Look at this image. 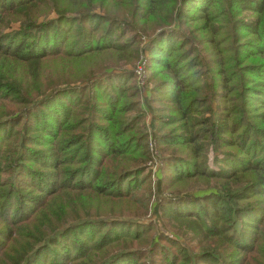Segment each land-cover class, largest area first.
Masks as SVG:
<instances>
[{"label": "trees", "instance_id": "1", "mask_svg": "<svg viewBox=\"0 0 264 264\" xmlns=\"http://www.w3.org/2000/svg\"><path fill=\"white\" fill-rule=\"evenodd\" d=\"M1 109L0 264L127 262L150 211L184 239L168 264H264V0H0Z\"/></svg>", "mask_w": 264, "mask_h": 264}, {"label": "rangeland", "instance_id": "2", "mask_svg": "<svg viewBox=\"0 0 264 264\" xmlns=\"http://www.w3.org/2000/svg\"><path fill=\"white\" fill-rule=\"evenodd\" d=\"M43 18V17H41ZM49 18H55L54 14H51V16ZM19 23H16L15 25H12V28H18ZM141 42H143V37L140 38ZM145 39V38H144ZM141 57H137V59H133L132 61L126 62L128 60V58H124L123 60H115L116 58H113L110 55L107 56H102L99 61L101 62L102 68L98 72L101 73V71L103 70L105 73L107 74H113V73H123V71H133L134 68L136 67L137 63L139 62ZM134 73V72H133ZM46 76H50V77H57V73L55 70V66L54 65H50V68L48 70V74ZM107 75H102L101 78L102 80L105 79ZM43 77V76H42ZM97 79H99V77H96ZM95 80V78L93 79V81ZM112 81V80H111ZM62 84H66V82H62L59 84L54 85L55 87L62 88L65 86H61ZM78 85L80 84V82H75L72 83V85ZM53 87V86H52ZM81 87V86H79ZM55 91H53V88H48L44 94V92L42 91L40 94L37 95V99H41L43 96L42 95H50L53 94ZM145 97V96H144ZM144 97L141 99V101L143 102L142 104L145 105V99ZM3 114H5L7 111V109L5 110H0ZM144 119L146 121L147 124H150L151 118L150 115L148 113V111L145 109L144 110ZM149 167L146 168V170L143 172V176L146 175L145 177L149 178V185L152 188L153 193L156 192V188H157V184L158 182L161 180L162 181V174H161V170L160 167L158 166L156 169L152 170V167L150 168V164H148ZM160 185V184H159ZM158 185V188H161ZM163 185V182H162ZM200 186H193L191 191L189 192H185L186 194H184L185 196L187 195H201L203 194L201 191L199 190ZM152 211L149 212V214L147 216L141 217L140 221L144 224H146L147 222L153 223V225H155L154 230L150 231L149 235H151L149 237V241L146 242V238H147V234L145 233V235L142 237L141 240L137 239V240H133L132 242L127 241L126 247H122L120 249H125L128 252V257L133 259V254L137 253L136 258L140 263L143 264H168L169 262L167 261V258L170 256H172V254H175L177 252V248L173 249V244L175 243V241L177 240L176 237H178V235H176L175 233L171 232L170 228L167 229V227H165V225L163 224V218L162 216L158 214L157 217H155L154 215H152ZM152 221V222H151ZM170 225H173V227H177L176 223L170 220L169 223ZM167 224V226H168ZM125 230L128 231L130 230V228L127 227V225L124 226H117L115 227V231L117 230ZM100 231V230H99ZM89 235V231L84 229V232L81 234L82 238L84 239L86 245H90L91 241H86V239L88 238ZM155 236H160V238H166L169 240V242H173L172 244H170L169 246H167L164 243H161L162 245H164V248H157V247H152L151 241ZM163 238V239H164ZM180 244L183 245V238H180ZM119 249L114 248L113 250L107 252L106 254H103L102 251L100 250H93V249H88L87 251L92 252L91 256L89 258H86V260L88 261L89 264H102L105 260H110L113 256L114 259H118V257L116 258V254L118 253ZM71 253H73V250L70 248ZM132 251V252H131ZM131 254V255H129ZM128 257L125 256V258L123 259H127V262H120L119 264H131L132 262L129 261ZM121 258V257H120ZM111 262H113L111 260Z\"/></svg>", "mask_w": 264, "mask_h": 264}, {"label": "built area", "instance_id": "3", "mask_svg": "<svg viewBox=\"0 0 264 264\" xmlns=\"http://www.w3.org/2000/svg\"><path fill=\"white\" fill-rule=\"evenodd\" d=\"M133 72H134L135 77H136L137 86L145 94L146 92H144V82H145V79H146V70H145V61H144V59L142 57L140 58V60L137 63L136 67L134 68ZM149 150L151 151V153L155 157V161H154L155 163H153L151 165L152 170H153V169H156L158 166L160 167L161 163L159 161H156V157L158 156V152H157V150L155 148L154 141L151 140V139L149 140Z\"/></svg>", "mask_w": 264, "mask_h": 264}, {"label": "crops", "instance_id": "4", "mask_svg": "<svg viewBox=\"0 0 264 264\" xmlns=\"http://www.w3.org/2000/svg\"><path fill=\"white\" fill-rule=\"evenodd\" d=\"M144 101H145V105L147 106V111H148V113H149V115H150V114H151V111H150V108H149V106H148V104H147V103H148V102H147V101H148V96L145 97V100H144ZM150 122H151V121H150ZM145 123H146V121H145ZM146 124H147V123H146Z\"/></svg>", "mask_w": 264, "mask_h": 264}]
</instances>
